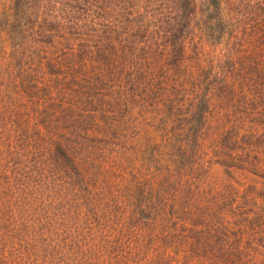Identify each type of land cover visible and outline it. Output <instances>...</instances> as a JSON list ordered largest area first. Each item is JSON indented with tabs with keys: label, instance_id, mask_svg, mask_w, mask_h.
<instances>
[{
	"label": "trees",
	"instance_id": "16d2710c",
	"mask_svg": "<svg viewBox=\"0 0 264 264\" xmlns=\"http://www.w3.org/2000/svg\"><path fill=\"white\" fill-rule=\"evenodd\" d=\"M0 264H264V0H12Z\"/></svg>",
	"mask_w": 264,
	"mask_h": 264
},
{
	"label": "rangeland",
	"instance_id": "374dc122",
	"mask_svg": "<svg viewBox=\"0 0 264 264\" xmlns=\"http://www.w3.org/2000/svg\"><path fill=\"white\" fill-rule=\"evenodd\" d=\"M12 5V0H0V14L2 13V11H6L9 10L10 7ZM237 113V115H239L240 113L238 111H235ZM216 175H220V170H216Z\"/></svg>",
	"mask_w": 264,
	"mask_h": 264
}]
</instances>
